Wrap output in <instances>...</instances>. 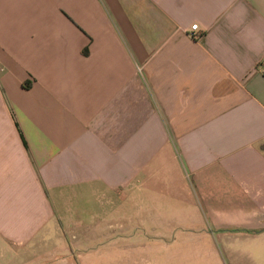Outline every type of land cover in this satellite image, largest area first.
<instances>
[{"label":"crops","instance_id":"crops-1","mask_svg":"<svg viewBox=\"0 0 264 264\" xmlns=\"http://www.w3.org/2000/svg\"><path fill=\"white\" fill-rule=\"evenodd\" d=\"M262 240L264 0H0V264Z\"/></svg>","mask_w":264,"mask_h":264},{"label":"rangeland","instance_id":"rangeland-1","mask_svg":"<svg viewBox=\"0 0 264 264\" xmlns=\"http://www.w3.org/2000/svg\"><path fill=\"white\" fill-rule=\"evenodd\" d=\"M101 203H104L107 207L106 201L104 199H102L101 202L97 204L94 202H89L88 206L89 208H92V210L99 211ZM108 221L113 222L111 218ZM198 238H200V240H205L203 239V236ZM217 242L219 243V241ZM117 243H118L117 237L115 238L110 237L108 241H105L104 243H100L96 248L97 250L99 249L97 253L99 254V256L103 258V260H105V262H108L109 261L108 258H111L110 255H112L114 251L113 246H115ZM221 244L218 245L219 250L216 252L208 251V250L201 251L200 252L201 257L198 256V252H195V255L197 256V258L195 259H193L192 256L190 255L192 253L194 254V252L186 251L184 254V257L186 258V260H184L185 261L184 264H229L228 261H225L226 259L224 258L225 255L228 254V252L224 253ZM233 248L234 249L231 252V255H233V257L235 258L236 264H264V240L245 246L234 245ZM214 253L216 254L217 263L213 262L214 258L212 256ZM137 257L143 259L141 264H158L157 261L153 260V256H151L149 252H146L144 250L141 251Z\"/></svg>","mask_w":264,"mask_h":264},{"label":"built area","instance_id":"built-area-1","mask_svg":"<svg viewBox=\"0 0 264 264\" xmlns=\"http://www.w3.org/2000/svg\"><path fill=\"white\" fill-rule=\"evenodd\" d=\"M192 30H193V33L190 34V36H191L193 39H197V34L195 33V31L198 30V26H194V27L192 28Z\"/></svg>","mask_w":264,"mask_h":264}]
</instances>
